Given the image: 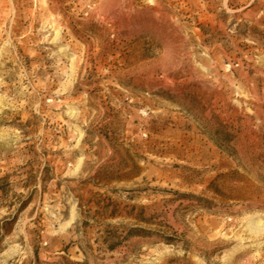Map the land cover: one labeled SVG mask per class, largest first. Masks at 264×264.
<instances>
[{"label":"rangeland","instance_id":"obj_1","mask_svg":"<svg viewBox=\"0 0 264 264\" xmlns=\"http://www.w3.org/2000/svg\"><path fill=\"white\" fill-rule=\"evenodd\" d=\"M264 0H0V264H264Z\"/></svg>","mask_w":264,"mask_h":264},{"label":"bare ground","instance_id":"obj_2","mask_svg":"<svg viewBox=\"0 0 264 264\" xmlns=\"http://www.w3.org/2000/svg\"><path fill=\"white\" fill-rule=\"evenodd\" d=\"M251 226L254 230H263L264 229V220H261L259 217H252Z\"/></svg>","mask_w":264,"mask_h":264}]
</instances>
